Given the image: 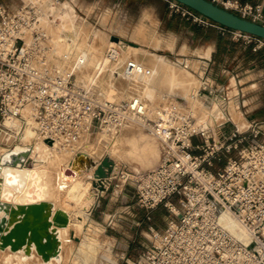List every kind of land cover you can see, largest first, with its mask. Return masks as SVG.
<instances>
[{
  "label": "built area",
  "instance_id": "2783aa9c",
  "mask_svg": "<svg viewBox=\"0 0 264 264\" xmlns=\"http://www.w3.org/2000/svg\"><path fill=\"white\" fill-rule=\"evenodd\" d=\"M211 1L264 25L261 5ZM167 2L171 12L201 26L264 45L263 39L215 23L176 0ZM44 3L26 0L13 9L0 3V144L4 145L0 152L25 145L27 129L34 140L51 139L50 145H55L84 132L112 136L137 120L161 142L158 164L132 176L120 171L121 186L111 175L101 179L94 194L97 198L103 192L100 185L123 187L132 180L134 204L146 212L147 221L158 206L175 215L165 226L148 224L139 264H264V140L260 138L264 119L252 120L245 130L235 127L227 88L208 73L190 92L205 107L203 118L195 110L181 111L176 98L150 105L134 89L123 97H98L92 81L79 79V70L88 63L81 53L68 56L74 71L52 64L51 57H62L53 53L51 37L39 24L44 18L55 26L59 18L54 6L44 9ZM119 47L110 42L104 57L113 60ZM120 70L127 78L145 73L143 64L133 58ZM216 163L223 164L215 167ZM225 214L248 233V241L233 232Z\"/></svg>",
  "mask_w": 264,
  "mask_h": 264
},
{
  "label": "rangeland",
  "instance_id": "374dc122",
  "mask_svg": "<svg viewBox=\"0 0 264 264\" xmlns=\"http://www.w3.org/2000/svg\"><path fill=\"white\" fill-rule=\"evenodd\" d=\"M127 6L128 9H122L120 5H118L117 8H113L110 15H106L107 17H94L93 15L87 16L83 14L79 15L78 19L88 21V24H84L79 27L89 26L90 30L98 29L101 30L100 34L106 35V39L104 37L102 38L107 40V43H104V47L100 46L99 50L101 51H96L92 48V51L95 52L94 55H96V53L98 55L105 53L107 45L110 44V42H114L110 39L111 35L121 37L124 34V39L129 41L134 30H138V32L141 33V35H144L146 40H148V46H146V44V47H137L134 43H128L138 49L141 59H147L148 57L146 56H161L168 58L171 62L174 61L175 64L185 68L186 70L187 68L191 70L192 68H197L193 66L194 64L192 62H199L197 60L199 58L192 55H187V57L182 55L181 52L184 53L185 49H179L180 47L178 45L179 43L188 40H192L194 44L197 39L201 38L203 33V31L197 28H202L204 26L191 21L179 13L171 12L169 7L168 11L172 16L171 20L168 21V16L163 11L162 2L160 1L132 0L127 3ZM123 10H125V13H123ZM105 17L108 21H105ZM159 18H161V22H159ZM102 20L103 22L105 21V23L101 24ZM94 21H97L98 24L92 23ZM76 23L78 24V20ZM77 24L63 32V34L61 33L66 42L70 40L74 41L73 43L70 41L71 53L75 52L76 55L81 52L80 44L82 47L88 48V46L90 47L98 39L94 38V34L96 32L95 30L87 32L84 39H81V31H79ZM190 24H192L191 27ZM166 28H168L171 33H166ZM204 28L208 29L207 34H209L206 40H212L213 36L216 34L215 30L217 28ZM188 29L192 31V35L189 34L187 31ZM224 36L229 35L224 34ZM125 42L127 43V41ZM255 45L257 47L264 46H259L258 42H256ZM94 55L91 59H94ZM91 59L89 63L83 65V71H81L82 69L79 71V76L81 77L79 78L80 81L84 83L92 81L94 92L98 97H111L105 93V80H107L109 76L110 80L113 79L116 83L122 73L120 70L122 65H115L112 70V74H109L107 71L101 73L97 71L98 73L91 76V72H93V70L90 69L91 66H89L92 63ZM183 60L186 62H183ZM191 70L189 71L192 72ZM99 74H102L101 78L98 76ZM197 80L198 79L196 78L192 83L189 84L187 82L184 84L186 86L181 88L179 93H177L178 95L176 94L172 98H176L179 100L178 102L185 104L186 99L181 93H187V91L191 92L194 86H190L193 85L194 82H197ZM199 80L198 84L200 86L203 80L201 78H199ZM212 80L228 85V81L226 79L223 77L222 79H220V77L218 79L217 75H214ZM160 91L162 90L159 89L157 93L159 92L160 94ZM227 91H233V87H228ZM126 92L122 93V95L118 94L119 96H117L123 97L126 95ZM155 100L158 101L156 103L160 104H165L166 101H175L166 98L164 100L156 98ZM232 102L233 101L230 102V114L232 115V118L235 121H244L240 112L235 109L236 106H234ZM199 116L203 118L204 114L200 113ZM199 129L207 130V128L204 129L200 126ZM262 137L263 136L260 138ZM86 143L89 145L88 150L85 149ZM2 146L4 145L0 144V149ZM116 146L120 147L118 150L114 151L113 148ZM77 151H88L90 154L95 155V157H98L99 159L104 156L112 158L116 167H118V170L114 171L111 176L115 177L116 182H118L121 186L123 179L121 178L119 180L120 171H124L129 176H132L139 171L153 168L158 164L161 153V142L155 135L149 133V131L142 128V126L134 120L127 122L116 135H105L97 131L86 134L84 133L81 140L79 139L76 143L74 142L67 145L65 151L67 156L66 161H68L69 158ZM226 156V154H223L222 162H224ZM222 164L223 163H216L215 167L221 166ZM53 174H55V171ZM82 178L89 179L86 175ZM128 182L130 184H126L123 187L99 188V190H103L99 196L100 204L93 210V212L90 213L87 211L89 210L95 197L92 182L90 192H93V198L89 207L82 206V202L80 203V201L76 199L72 200L67 194H60L61 196L58 205L64 207L71 213L72 225L69 228H71L70 231L74 229L76 237L71 238L68 242L64 243L61 250V258L58 264H139L141 253L143 251V243L145 238L148 236V224L155 227H162L165 226L169 220L175 219V215L170 214L165 207L158 206L156 209L151 211V220L147 221L145 219L146 212L143 209L136 207L134 204V188L132 187L133 181L128 180L126 183ZM79 215L82 216V222L77 221L80 219ZM137 221H140V224H136ZM75 223L77 226L74 225ZM123 255H125L124 258H122ZM0 264L43 263L38 256L29 260H24L21 259V254L10 253L6 259L3 257L2 252H0Z\"/></svg>",
  "mask_w": 264,
  "mask_h": 264
},
{
  "label": "water",
  "instance_id": "95a60500",
  "mask_svg": "<svg viewBox=\"0 0 264 264\" xmlns=\"http://www.w3.org/2000/svg\"><path fill=\"white\" fill-rule=\"evenodd\" d=\"M176 1L215 23L264 40V25L229 11L211 0ZM110 39L118 42L121 37L111 35ZM45 142L52 143L51 139H45ZM30 152L29 144H15L0 152V250L20 253L25 259L37 255L43 264H48L51 259L60 257L62 242L59 230L67 228L70 215L60 205L51 201L50 197L41 196L44 192L42 183H45V187L52 185L49 184L50 180L46 172L43 173L39 183H36L35 171L24 167ZM91 169L94 189L101 179L110 177L118 167L108 156L97 160L88 152L77 151L66 163L59 164L51 181H54L53 186L58 187L60 180L70 182L84 171ZM101 187L100 185L99 188ZM9 188L21 193L23 199L11 203L9 200L11 192L7 191Z\"/></svg>",
  "mask_w": 264,
  "mask_h": 264
},
{
  "label": "bare ground",
  "instance_id": "6f19581e",
  "mask_svg": "<svg viewBox=\"0 0 264 264\" xmlns=\"http://www.w3.org/2000/svg\"><path fill=\"white\" fill-rule=\"evenodd\" d=\"M68 18H71V17H68ZM65 27H66V24H64V26L62 28L59 27L57 31L51 30L48 32L50 37L53 38V40H52L53 53L58 55L59 57H62V59H57V58L51 57V60H52V64L54 66L62 68L66 72H71V71H74V68H75L73 63L70 60H68V56L70 55V52H71V42L70 41H72V40H70V41L67 40L68 42H66L65 38L61 35V33H62L61 29H65ZM100 37L90 47L88 46V48L82 47V45L80 44V48H81L80 53L87 58L88 63L90 62L91 57L95 53L92 51V48L97 51L100 49V46L102 47L104 45V43H107V42H105V39H106L105 37H104L105 39L100 38ZM75 41H76V39H75ZM73 42L74 41H72V43ZM116 43H119V45H120V47H119L120 49L118 50V55H116V53L114 54V56L116 58L108 61L104 57V54L98 55L96 53V55H94L95 56L94 59H91V62H92L91 65H89V66H91V68L90 67H88V68L92 69L94 73H98L97 71H99V73L107 71L110 74V73H112V70H113L115 65L120 64V66L121 65L123 66L124 61H126L128 58H133V59H136L138 62L143 64V66L145 68V73L141 76H133L131 78H127L122 72L120 77L119 78L117 77L118 79H117L116 83H115V81H113V79L110 80L109 76L107 78V77H105L106 75L103 74V75H105L104 77L107 78V80H105L106 82L105 83L103 82L105 89H106L105 93L107 95H110V96H113L114 94H116V95L121 94L122 95V93H125L126 91H127L126 93H128L130 90L134 89V90H138V92L142 95V97L145 99V101H148L147 103L151 105V104H156V102H158L155 100L156 98L157 99H159V98L165 99L166 98V99L173 100L174 98H172V97H174V95L179 93L181 88L186 86L184 84H186L187 82L190 84L193 81H195V79L191 76L189 71H187L185 68L175 64L174 62H171L168 58L161 57V56L160 57L150 56L151 57L150 58L149 56L145 55L150 60L148 58H147L148 60L147 59L144 60V59L140 58V55H139L140 52L138 51V49L135 46L130 45L121 39H120V41H118ZM99 51H101V50H99ZM115 51H117V49ZM197 67H199V66H197ZM81 71H83V69ZM98 76L101 78L102 74L101 75L99 74ZM199 81L200 80L198 79L197 82H194L193 85H191L190 87L194 86L193 89L197 88L199 86V84H198ZM185 88H187V87H185ZM159 89L162 90V91H160V94H159V92L157 93V91ZM181 94L186 99L185 104L178 103L180 105L181 111L186 112L188 110H195V112L198 115H200V113L202 114L205 107L201 103L200 99H198V98L192 99L190 97V92H188V91H187V93L183 92ZM135 121H137V120H135ZM236 122L238 123V126L240 128H244L247 125V121L245 123L244 121L236 120ZM84 133L86 134V133H90V132H84ZM83 134H81L77 139L72 140L70 142L66 143L63 141H59V142L55 143V145H50L47 143H43L40 140H34V137L32 136L31 132L28 129L24 133L23 141L26 144L31 145V152H30V155L24 164L25 165L24 167H27L29 169H33L35 171L34 172V178H36L35 179L36 183H39L44 172L47 173L49 180H50L49 184H51L52 187H45V183H42V185H43L42 189L44 190V192L41 193V196L50 197L51 201H53L57 205H58V202L60 200V196L63 193L67 194L68 197L71 198L72 200L73 199L79 200L80 203L82 202V206H84V207H87V206L89 207L91 202H92L93 192H90L91 191V182H92L90 178H93L92 169L89 170V173H87V175L85 174L87 177H90L89 179H83L82 178L83 175L82 176L79 175V176H76L70 182H62L60 180V182L58 183V187L53 186L54 181L53 182L51 181L52 177L53 178L55 177V174H53V172L58 170L59 164L67 162L66 161L67 156L65 153L67 145L74 143V142L76 143L77 141H79V139L81 140ZM116 134H118V133H116ZM116 134H114V135H116ZM121 144H120V146H121ZM85 146H86L85 149L88 150L89 145L86 143ZM120 146H116L115 148H113V150L114 151L118 150V148ZM88 153L90 154V152H88ZM90 155H92V154H90ZM92 157H94L95 159L98 158V157H95V155H92ZM97 160H99V158ZM60 185L62 187H60ZM63 185H64V187H63ZM7 191L11 192V198L9 199L11 203L21 201L23 199L21 196V193L16 192L14 189L12 190L9 188V189H7ZM66 211H68V210H66ZM68 213L70 215L69 211H68ZM79 218L80 219L77 221L82 222V216L79 215ZM224 218L227 222H229L233 225V227H234L233 232L236 235L240 236L245 241L249 240L248 233L241 227L240 224L235 222L234 219L230 215L225 214ZM71 225H72V218L70 215V222H69V225L67 226V228H62L59 230L60 231L59 235H60V239L62 242V247H63L65 242L69 241V239L76 237V234H75L76 232L74 231V229H72L70 231L71 228H69V227ZM74 225L77 226L76 223ZM0 252H2L3 257H5L6 259L8 258L10 253L20 254L17 252H10L9 250H3V251L0 250ZM35 256H37V255H34V257ZM60 258H61V253H60L59 258L51 259L48 262V264H58L60 261ZM21 259L29 260L31 258L25 259L21 255Z\"/></svg>",
  "mask_w": 264,
  "mask_h": 264
},
{
  "label": "crops",
  "instance_id": "0c3cea01",
  "mask_svg": "<svg viewBox=\"0 0 264 264\" xmlns=\"http://www.w3.org/2000/svg\"><path fill=\"white\" fill-rule=\"evenodd\" d=\"M21 1L26 0H0V3L13 9ZM131 1L132 0H45L42 8L48 9L50 6H54L56 16L59 18V23L53 26L49 21L41 18L39 26L49 32L51 30L57 31L59 27L62 28L64 24H66L65 29H61V31L68 30L77 24V20L78 26L88 24V21L78 19L79 15L83 14L87 16L93 15L94 17H103L110 15L113 8H117L118 5H120L122 9H128L127 3ZM150 1L162 2L163 11L167 14L168 21L171 20L172 15L168 11L167 0ZM239 1L242 3H250L252 5H261L264 12V0ZM123 13H125V10H123ZM106 17L105 21H108ZM105 21L103 22L102 20L101 24L105 23ZM159 22H161V18H159ZM92 23L98 24L97 21ZM191 26L192 24H190V27ZM78 29L81 31V39H84L87 32L94 30L96 31L94 38H99L100 36V38H106V35L100 34L101 30H90L89 26H82ZM197 29L203 31V33L201 38L197 39L194 44L192 40H188L183 41L178 45L180 47L179 49H185L184 53L181 52L182 55L186 57L187 55H192L199 58L197 60L200 62H192L194 64L193 66L199 67L196 69L192 68V70L187 68V70L189 69L192 71L190 72L188 70L191 76H193L194 79H199L202 75L208 73L212 77L217 75L218 79L219 77L220 79L223 77L228 81V85H225L227 90L228 87H233V91H227L228 95L231 97L233 105L236 106L235 109L240 112L244 121H247V125L244 128H240L238 123L232 118L233 125L238 129L245 130L249 127L252 120L264 119V46L257 47L255 41L246 42L243 39L235 40L230 36L221 35L218 29L215 30L216 34L213 36L212 40L208 41L206 40L207 36H209V34H207L208 29L204 27ZM187 31L192 35L191 30L188 29ZM165 32L171 33L168 28H166ZM123 35L121 36V40L126 41L124 40ZM130 37L129 41L131 42L129 43H134L137 47H143L146 44V46H148V40H146L145 36L141 35L138 30H134ZM51 40H53V38H51ZM106 41L107 40H105V42ZM183 62L186 61L183 60ZM261 136H263L261 139L264 140V123L262 124ZM87 173H89V171H84L81 176H85ZM90 179L92 181V178ZM99 196L94 198L93 203L87 211L88 213L93 212V210L100 204Z\"/></svg>",
  "mask_w": 264,
  "mask_h": 264
}]
</instances>
